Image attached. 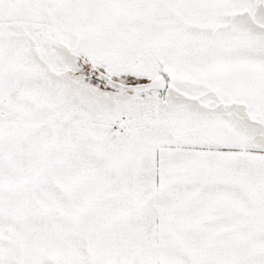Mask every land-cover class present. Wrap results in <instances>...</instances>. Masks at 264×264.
<instances>
[{
  "label": "snow or ice",
  "instance_id": "6c2138e0",
  "mask_svg": "<svg viewBox=\"0 0 264 264\" xmlns=\"http://www.w3.org/2000/svg\"><path fill=\"white\" fill-rule=\"evenodd\" d=\"M0 264H264V0H0Z\"/></svg>",
  "mask_w": 264,
  "mask_h": 264
}]
</instances>
